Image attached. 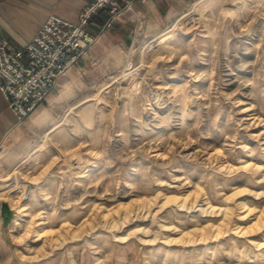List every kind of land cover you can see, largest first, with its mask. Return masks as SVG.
Masks as SVG:
<instances>
[{
  "label": "rangeland",
  "instance_id": "1",
  "mask_svg": "<svg viewBox=\"0 0 264 264\" xmlns=\"http://www.w3.org/2000/svg\"><path fill=\"white\" fill-rule=\"evenodd\" d=\"M125 57L59 78L3 145L12 259L264 264V0H196Z\"/></svg>",
  "mask_w": 264,
  "mask_h": 264
},
{
  "label": "crops",
  "instance_id": "2",
  "mask_svg": "<svg viewBox=\"0 0 264 264\" xmlns=\"http://www.w3.org/2000/svg\"><path fill=\"white\" fill-rule=\"evenodd\" d=\"M91 0H0V40L7 41L13 49H21L36 35L48 16L57 15L72 23L77 21L81 9ZM196 0H146L135 2L132 10L109 27L102 29L107 14H96L86 31L96 36L95 42L68 75L107 73L112 66L119 67L137 39H152L169 27L185 9ZM110 72V71H109ZM52 99H54L52 97ZM44 103H48V100ZM42 103L22 122L8 108L0 91V145L11 149L15 143L32 137L43 126L46 107ZM56 127L53 125L47 131ZM9 153V154H8ZM3 160L5 166L14 164L11 153ZM13 162V163H12ZM10 205V204H9ZM11 207V206H10ZM7 224L0 217V264H12L13 245ZM69 248L49 254L43 259L14 264H66Z\"/></svg>",
  "mask_w": 264,
  "mask_h": 264
},
{
  "label": "built area",
  "instance_id": "3",
  "mask_svg": "<svg viewBox=\"0 0 264 264\" xmlns=\"http://www.w3.org/2000/svg\"><path fill=\"white\" fill-rule=\"evenodd\" d=\"M137 1L146 0H91L74 23L50 15L21 49H13L7 41L0 40V91L18 122L48 100L59 78L67 75L95 42L96 36L86 31L92 18L105 11L104 29L130 12ZM154 40L149 39L150 43ZM4 151L1 144L0 160Z\"/></svg>",
  "mask_w": 264,
  "mask_h": 264
},
{
  "label": "bare ground",
  "instance_id": "4",
  "mask_svg": "<svg viewBox=\"0 0 264 264\" xmlns=\"http://www.w3.org/2000/svg\"><path fill=\"white\" fill-rule=\"evenodd\" d=\"M3 192H6V191H3ZM244 193H246V190H238V193L237 194H240V195H242V194H244ZM236 194V195H237ZM1 196V195H0ZM232 198V196H230V195H228V197H227V199L228 200H230ZM22 199L24 200V199H26V196L25 197H22ZM240 204H241V207H244L245 206V203H243V202H240ZM10 206V205H9ZM26 208L25 207H21L20 208V210H25ZM225 213H227V208L225 209ZM226 215V214H225ZM12 219V218H11ZM12 221H13V219H12ZM12 223V222H11Z\"/></svg>",
  "mask_w": 264,
  "mask_h": 264
},
{
  "label": "water",
  "instance_id": "5",
  "mask_svg": "<svg viewBox=\"0 0 264 264\" xmlns=\"http://www.w3.org/2000/svg\"><path fill=\"white\" fill-rule=\"evenodd\" d=\"M5 212H9V207H8L7 203L2 202L1 206H0V214L2 217L5 216Z\"/></svg>",
  "mask_w": 264,
  "mask_h": 264
}]
</instances>
